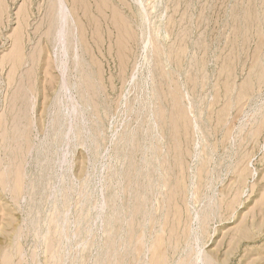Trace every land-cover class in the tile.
<instances>
[{
	"label": "rangeland",
	"instance_id": "1",
	"mask_svg": "<svg viewBox=\"0 0 264 264\" xmlns=\"http://www.w3.org/2000/svg\"><path fill=\"white\" fill-rule=\"evenodd\" d=\"M57 1L0 0V264H264V0Z\"/></svg>",
	"mask_w": 264,
	"mask_h": 264
},
{
	"label": "bare ground",
	"instance_id": "2",
	"mask_svg": "<svg viewBox=\"0 0 264 264\" xmlns=\"http://www.w3.org/2000/svg\"><path fill=\"white\" fill-rule=\"evenodd\" d=\"M58 3H57V8H58V10H57V14H58V18H59V21H60V26H59V28H58V40L61 42L62 41V35H61V33L63 32L62 31V25L63 24H65V20H66V17H65V7H63V5L61 4V2H60V0H58L57 1ZM64 22V23H63ZM62 31V32H61ZM63 34V33H62ZM61 35V36H60ZM139 237V236H138ZM140 238V237H139ZM155 240V239H154ZM141 241V240H140ZM157 241V240H156ZM156 243V242H155ZM154 243V244H155ZM138 245V244H137ZM140 245V244H139ZM124 247V246H123ZM169 247V246H168ZM131 248H132V246H131ZM130 248V249H131ZM137 248V247H136ZM166 248V247H165ZM135 249V248H134ZM138 249H139V247H138ZM149 250V249H148ZM125 251V250H124ZM134 251V250H133ZM132 251V252H133ZM136 251V250H135ZM134 251V252H135ZM138 252V251H137ZM136 252V253H137ZM152 252V251H151ZM198 252V251H197ZM136 253H135V255H136ZM146 253L147 252H145V256H146ZM199 253V252H198ZM139 255V254H138ZM151 255H153V254H151ZM171 255V254H170ZM150 256V255H149ZM156 256V255H155ZM155 256H154V258H155ZM117 257V256H116ZM120 257V256H119ZM122 257V256H121ZM136 257H137V255H136ZM156 257H158V256H156ZM172 257V256H171ZM166 258V257H165ZM120 259V258H119ZM137 259V258H136ZM150 259V258H149ZM164 259V258H163ZM162 259V260H163ZM121 260H123V259H121ZM132 260V259H131ZM166 260V259H165ZM169 260V259H168ZM136 261V260H135ZM155 261V260H154ZM183 261V260H182ZM148 262H149V260H148ZM153 262V261H152ZM120 263H121V261H120ZM162 263V262H161ZM121 264H123V263H121ZM136 264H137V262H136ZM152 264V263H151ZM163 264V263H162Z\"/></svg>",
	"mask_w": 264,
	"mask_h": 264
}]
</instances>
